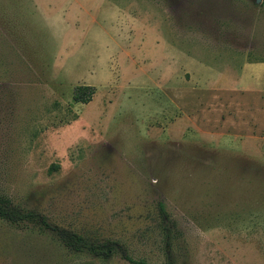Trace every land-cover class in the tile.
Instances as JSON below:
<instances>
[{
	"label": "rangeland",
	"instance_id": "rangeland-1",
	"mask_svg": "<svg viewBox=\"0 0 264 264\" xmlns=\"http://www.w3.org/2000/svg\"><path fill=\"white\" fill-rule=\"evenodd\" d=\"M262 34V0H0V196L37 215L0 264H264V94L196 85Z\"/></svg>",
	"mask_w": 264,
	"mask_h": 264
},
{
	"label": "trees",
	"instance_id": "trees-1",
	"mask_svg": "<svg viewBox=\"0 0 264 264\" xmlns=\"http://www.w3.org/2000/svg\"><path fill=\"white\" fill-rule=\"evenodd\" d=\"M264 3V0H262ZM94 89L91 86H76L71 93L72 103L86 104L90 101ZM37 215H32L30 212H22L15 205H13L8 199L0 196V220H3L9 224H17L23 221H34L37 219ZM38 223L45 225L44 221L39 218ZM52 232L58 237V241L62 247L71 253H86L93 256L108 255L111 252V244H92L81 237L75 235V233L63 231L53 227ZM130 264H146L142 261H134L130 258H125Z\"/></svg>",
	"mask_w": 264,
	"mask_h": 264
},
{
	"label": "crops",
	"instance_id": "crops-1",
	"mask_svg": "<svg viewBox=\"0 0 264 264\" xmlns=\"http://www.w3.org/2000/svg\"><path fill=\"white\" fill-rule=\"evenodd\" d=\"M264 37V34H262ZM261 36V37H262ZM259 35L255 36V39ZM248 54H252L250 59H243L239 67L240 75L235 79H223L219 75L206 74L208 69L201 68L202 77L196 85L209 90H221L223 92L239 93L253 92L256 95L264 94V39L254 40L253 46L247 50ZM261 99V98H260Z\"/></svg>",
	"mask_w": 264,
	"mask_h": 264
},
{
	"label": "water",
	"instance_id": "water-1",
	"mask_svg": "<svg viewBox=\"0 0 264 264\" xmlns=\"http://www.w3.org/2000/svg\"><path fill=\"white\" fill-rule=\"evenodd\" d=\"M254 1H255V3H256V2H258L259 0H254Z\"/></svg>",
	"mask_w": 264,
	"mask_h": 264
}]
</instances>
